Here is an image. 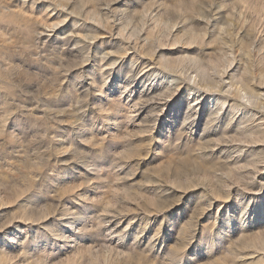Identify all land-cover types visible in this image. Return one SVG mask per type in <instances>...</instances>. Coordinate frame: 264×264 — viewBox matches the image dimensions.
I'll list each match as a JSON object with an SVG mask.
<instances>
[{
	"label": "rangeland",
	"instance_id": "374dc122",
	"mask_svg": "<svg viewBox=\"0 0 264 264\" xmlns=\"http://www.w3.org/2000/svg\"><path fill=\"white\" fill-rule=\"evenodd\" d=\"M0 264H264V0H0Z\"/></svg>",
	"mask_w": 264,
	"mask_h": 264
}]
</instances>
